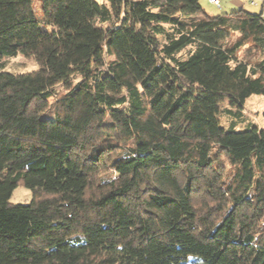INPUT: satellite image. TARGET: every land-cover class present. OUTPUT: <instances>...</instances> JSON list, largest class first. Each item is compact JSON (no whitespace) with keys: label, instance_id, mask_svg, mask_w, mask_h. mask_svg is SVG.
<instances>
[{"label":"trees","instance_id":"16d2710c","mask_svg":"<svg viewBox=\"0 0 264 264\" xmlns=\"http://www.w3.org/2000/svg\"><path fill=\"white\" fill-rule=\"evenodd\" d=\"M36 1L0 0V264H264L262 15Z\"/></svg>","mask_w":264,"mask_h":264},{"label":"rangeland","instance_id":"374dc122","mask_svg":"<svg viewBox=\"0 0 264 264\" xmlns=\"http://www.w3.org/2000/svg\"><path fill=\"white\" fill-rule=\"evenodd\" d=\"M96 3L100 5H106V0H94ZM200 4L204 9H206L207 12H213L216 11L215 9L209 7V0H199ZM264 0H244L246 3V7L244 8V11L249 13H256L257 10L254 7H250L249 4L251 2L256 3V5L261 7ZM224 2H221L223 4ZM40 8H41V2L40 0H37L33 5V10L37 14V17H40ZM227 8V7H226ZM239 8H233L231 9L230 6L224 10L225 13H232L234 11H238ZM264 17V16H262ZM43 29L49 30L50 27L47 25H42ZM6 60L7 66L3 70V73H11V74H24V73H30L33 71H36L38 69L37 64L32 58H24L22 56H17L15 58H4ZM223 107L226 106V103L222 104ZM243 113L244 115L253 122L257 127L264 128V119L262 118V111L264 109V97L263 96H257L253 95L249 97L244 105H243ZM42 117H47L46 114H43ZM222 124L226 125V122L222 120ZM31 200V193L28 189L24 188L23 186H18L12 193V196L9 200L10 204H28ZM197 259L195 257H190L188 262L190 264H196L194 263Z\"/></svg>","mask_w":264,"mask_h":264},{"label":"crops","instance_id":"0c3cea01","mask_svg":"<svg viewBox=\"0 0 264 264\" xmlns=\"http://www.w3.org/2000/svg\"><path fill=\"white\" fill-rule=\"evenodd\" d=\"M218 1H219V6L218 7H216V6L208 3L210 9L213 8V9L216 10V11H213V12H208L209 14H211V15H217V14H220V13H225L224 10L226 11V9L228 8V6H230L231 9H233V8H239V10H241V9L244 10V8L246 7V3L244 2V0H218ZM221 2H224V3L221 4ZM249 6L250 7L252 6V7H254V8L257 9L255 11L256 14H261L262 16H264V1L262 3L261 7L259 6V4L257 6L256 3H254V2H251L249 4ZM204 10L206 11V9H204ZM234 12H236V11H234Z\"/></svg>","mask_w":264,"mask_h":264},{"label":"built area","instance_id":"2783aa9c","mask_svg":"<svg viewBox=\"0 0 264 264\" xmlns=\"http://www.w3.org/2000/svg\"><path fill=\"white\" fill-rule=\"evenodd\" d=\"M209 3L218 7L219 6V1L218 0H209Z\"/></svg>","mask_w":264,"mask_h":264}]
</instances>
